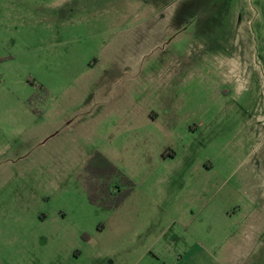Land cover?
I'll use <instances>...</instances> for the list:
<instances>
[{
	"label": "rangeland",
	"instance_id": "rangeland-1",
	"mask_svg": "<svg viewBox=\"0 0 264 264\" xmlns=\"http://www.w3.org/2000/svg\"><path fill=\"white\" fill-rule=\"evenodd\" d=\"M259 1L0 0V264H264V124L222 63Z\"/></svg>",
	"mask_w": 264,
	"mask_h": 264
},
{
	"label": "crops",
	"instance_id": "crops-1",
	"mask_svg": "<svg viewBox=\"0 0 264 264\" xmlns=\"http://www.w3.org/2000/svg\"><path fill=\"white\" fill-rule=\"evenodd\" d=\"M247 11L249 20L240 23L244 48L222 58L223 75L239 99L246 97L254 122L264 124V0Z\"/></svg>",
	"mask_w": 264,
	"mask_h": 264
},
{
	"label": "trees",
	"instance_id": "trees-1",
	"mask_svg": "<svg viewBox=\"0 0 264 264\" xmlns=\"http://www.w3.org/2000/svg\"><path fill=\"white\" fill-rule=\"evenodd\" d=\"M85 171L88 176L83 184L90 204L108 209L118 205L112 204L111 200L119 195L116 194V190L120 189L119 180L128 182L121 171L101 153L94 155Z\"/></svg>",
	"mask_w": 264,
	"mask_h": 264
}]
</instances>
